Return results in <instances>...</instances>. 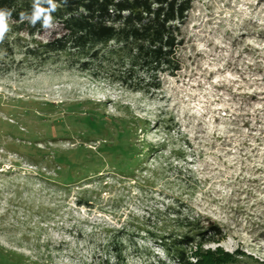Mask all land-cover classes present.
Instances as JSON below:
<instances>
[{"label":"rangeland","instance_id":"374dc122","mask_svg":"<svg viewBox=\"0 0 264 264\" xmlns=\"http://www.w3.org/2000/svg\"><path fill=\"white\" fill-rule=\"evenodd\" d=\"M8 24L0 264H177L158 240L184 234L193 263L264 264V0H194L148 93L45 53L60 23Z\"/></svg>","mask_w":264,"mask_h":264},{"label":"trees","instance_id":"16d2710c","mask_svg":"<svg viewBox=\"0 0 264 264\" xmlns=\"http://www.w3.org/2000/svg\"><path fill=\"white\" fill-rule=\"evenodd\" d=\"M193 1L54 0L53 23H60L62 32L41 48L45 53H66L81 70L111 77L130 90L156 91L162 86L163 74L174 75L181 68L178 49L183 45L182 27ZM33 3L0 0V9L11 10L9 20L34 35L43 28L42 21L33 26L20 19L21 12L31 15ZM223 233L213 221L198 232L214 238L203 242L220 240ZM158 241L174 263L196 264L201 259L195 255V262L190 261L188 249L195 243L190 234L162 235Z\"/></svg>","mask_w":264,"mask_h":264},{"label":"clouds","instance_id":"9594fccd","mask_svg":"<svg viewBox=\"0 0 264 264\" xmlns=\"http://www.w3.org/2000/svg\"><path fill=\"white\" fill-rule=\"evenodd\" d=\"M46 4L47 7L42 5ZM57 9V5L54 0H34L33 10L31 15L25 12L20 13V19L28 20L31 25L35 26L38 21H42V26L44 28H50L53 26V16L52 13ZM12 15L11 10L0 9V41H3L5 33L10 31L8 20Z\"/></svg>","mask_w":264,"mask_h":264}]
</instances>
